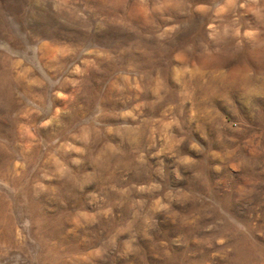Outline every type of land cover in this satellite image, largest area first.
Segmentation results:
<instances>
[{
    "label": "rangeland",
    "instance_id": "1",
    "mask_svg": "<svg viewBox=\"0 0 264 264\" xmlns=\"http://www.w3.org/2000/svg\"><path fill=\"white\" fill-rule=\"evenodd\" d=\"M0 264H264V0H0Z\"/></svg>",
    "mask_w": 264,
    "mask_h": 264
}]
</instances>
